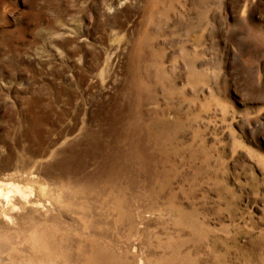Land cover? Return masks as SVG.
Masks as SVG:
<instances>
[{
	"label": "rangeland",
	"instance_id": "374dc122",
	"mask_svg": "<svg viewBox=\"0 0 264 264\" xmlns=\"http://www.w3.org/2000/svg\"><path fill=\"white\" fill-rule=\"evenodd\" d=\"M1 182L0 264H264V0H0Z\"/></svg>",
	"mask_w": 264,
	"mask_h": 264
},
{
	"label": "bare ground",
	"instance_id": "6f19581e",
	"mask_svg": "<svg viewBox=\"0 0 264 264\" xmlns=\"http://www.w3.org/2000/svg\"><path fill=\"white\" fill-rule=\"evenodd\" d=\"M32 193V189L16 183H0V222L3 230L17 225L19 212L23 210L35 212L39 219L51 210L53 203L50 202L46 206L40 199H32Z\"/></svg>",
	"mask_w": 264,
	"mask_h": 264
}]
</instances>
